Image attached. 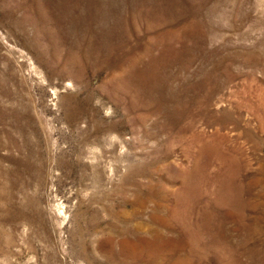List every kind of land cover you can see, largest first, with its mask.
Instances as JSON below:
<instances>
[{"label": "rangeland", "instance_id": "1", "mask_svg": "<svg viewBox=\"0 0 264 264\" xmlns=\"http://www.w3.org/2000/svg\"><path fill=\"white\" fill-rule=\"evenodd\" d=\"M0 264H264V0H0Z\"/></svg>", "mask_w": 264, "mask_h": 264}]
</instances>
